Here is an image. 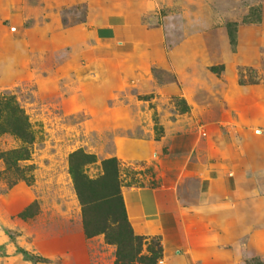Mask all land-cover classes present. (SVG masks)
<instances>
[{"label":"rangeland","instance_id":"374dc122","mask_svg":"<svg viewBox=\"0 0 264 264\" xmlns=\"http://www.w3.org/2000/svg\"><path fill=\"white\" fill-rule=\"evenodd\" d=\"M0 99L33 137L0 132V264H115L124 192L173 186L264 109V0H0Z\"/></svg>","mask_w":264,"mask_h":264},{"label":"crops","instance_id":"0c3cea01","mask_svg":"<svg viewBox=\"0 0 264 264\" xmlns=\"http://www.w3.org/2000/svg\"><path fill=\"white\" fill-rule=\"evenodd\" d=\"M117 14L113 29L136 24L132 12ZM249 117L243 124L225 121L237 128L224 149L205 162L188 161L173 186L124 192L132 230L160 239L164 264H238L236 254L264 249V109L249 111ZM195 148L190 153L197 154ZM186 169L193 181L178 184Z\"/></svg>","mask_w":264,"mask_h":264},{"label":"trees","instance_id":"16d2710c","mask_svg":"<svg viewBox=\"0 0 264 264\" xmlns=\"http://www.w3.org/2000/svg\"><path fill=\"white\" fill-rule=\"evenodd\" d=\"M0 101L2 100L0 99ZM4 104L5 105L2 106V109L5 111L6 128L4 130V128L0 126V132H10L11 134L21 138L22 141L31 143L33 141V137L31 132H28L27 118L24 116L23 112L17 107H8L9 102ZM0 105L2 104L0 103ZM28 157L29 150L27 147L13 149L6 152L2 156V159L7 165V169L9 170L14 167V170L19 173L17 179L15 178V180L11 182L10 185L15 184L17 180H23L26 183H29V179H27V177L18 167V162L27 160ZM118 204L122 216L121 221L127 224L128 231L126 232L125 237L121 238V240H118L117 242L118 252L115 264H157L158 260L162 256V245L160 240L154 237V240H152V242L150 241L147 247V252L149 255H141L140 253L144 242V237L135 235L131 230V226L127 220L124 203L120 198L118 199Z\"/></svg>","mask_w":264,"mask_h":264}]
</instances>
